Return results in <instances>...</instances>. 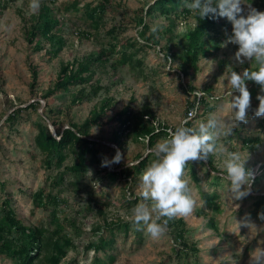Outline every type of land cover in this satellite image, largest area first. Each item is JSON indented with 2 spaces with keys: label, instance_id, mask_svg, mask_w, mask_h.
<instances>
[{
  "label": "rangeland",
  "instance_id": "obj_1",
  "mask_svg": "<svg viewBox=\"0 0 264 264\" xmlns=\"http://www.w3.org/2000/svg\"><path fill=\"white\" fill-rule=\"evenodd\" d=\"M2 1L8 5L0 10V201L9 197L18 218L27 226L50 230L61 227L62 233L72 237L76 247L69 249L61 264H249L250 252L264 247V230L259 229L264 227V220L260 219L261 206L256 202L258 196L264 195V139L258 150L244 147L242 139L245 136L264 137V116L255 115L259 106L257 96L264 93L259 84L247 81L251 93L248 122L231 119V109L227 105L230 99L227 96L230 91L228 72L231 70L228 68L241 74L245 69L256 70L254 60L240 64L235 59L239 46L227 43L225 37L232 34V29L220 31V48L211 56L203 57L197 69L186 77L180 73L179 62L171 63L165 56V49L177 42L175 36L179 38L183 31L197 23L193 15L187 18L182 15L176 18L175 14L166 17L160 13L148 16L146 21L152 30L161 32L157 35L160 41L144 46L140 9L149 8L155 0H109L111 7L98 28L85 10L86 4L96 5L100 0H39L40 5L46 3L62 19L60 33L67 43L54 56L49 52L48 40L39 37L44 47L36 50L35 41L29 42L27 38L39 8H30V0ZM74 1L77 4L73 5ZM246 2L264 12L258 0ZM242 7L246 13L247 5ZM168 30H172L173 37H169ZM128 42L136 45L127 49L133 59L124 63L122 45ZM102 49L108 52L107 57L93 66L94 78L84 86L89 93L92 83H100L102 89L96 95L85 96L83 101L74 103L72 93L81 88L80 84L71 85L72 90H56L44 98V94L55 87L63 64ZM33 70L38 74L34 86ZM186 84L195 88L190 90ZM198 93L216 107L213 111L198 109L191 119L193 126L206 121L210 113H217L233 127L229 135L219 138L218 148L223 151L210 154L206 161L193 162L198 180L193 178L189 167L185 168L195 205L192 213L183 218L187 223L188 242L198 249L186 256L180 254L181 243L170 228L167 227L160 238L153 239L133 224L132 210L142 202L140 177L155 158L151 151L155 146L149 148L147 139L137 140L129 133L123 136L120 148L114 137L120 126L116 115L127 106L131 108L132 128L143 115L144 120L159 121L169 130H175L186 120L188 107L197 100ZM106 99L110 103L106 114L99 124L90 128L89 134V138L104 145L101 155L88 156L85 173L75 174L68 169L76 161L73 152H69L62 165L55 161L48 165L46 155L36 144L41 123L48 124L53 135L59 138V131L73 122L83 123ZM34 101L40 102L36 109L27 107ZM47 102L55 109L53 113L46 107ZM147 107L152 109L155 118L149 116L148 119L144 115ZM18 108L24 110L17 119L6 121ZM167 137L160 138L157 143ZM117 149L122 154L120 163L102 167V159H111ZM230 151L241 152L246 168L253 173L249 194L238 201L230 199L227 180L218 183L213 178L222 175L223 163ZM147 155L148 165L139 174L133 177L109 174L137 164ZM208 161L216 171L207 166ZM40 191L45 196H58L59 203L47 202L45 198L44 204H38L36 196ZM203 192L209 195L217 192L215 204L207 202ZM245 218L256 227H239L238 222ZM101 235L107 239L114 237L113 243L100 251L87 248L90 243L96 244ZM0 263L12 264V261L2 260L0 255Z\"/></svg>",
  "mask_w": 264,
  "mask_h": 264
},
{
  "label": "trees",
  "instance_id": "obj_2",
  "mask_svg": "<svg viewBox=\"0 0 264 264\" xmlns=\"http://www.w3.org/2000/svg\"><path fill=\"white\" fill-rule=\"evenodd\" d=\"M192 0H155L149 8L140 9L139 22L142 25V36L144 38V46H150L159 42L158 34L161 32L153 31L149 23L146 21L148 16H153L157 13L171 17L175 14L178 18L182 15L183 18H187L193 15L197 21L194 26L188 27L186 31L180 34L176 43L166 47V55L171 63L179 62L180 73L186 77H189L193 71L197 69L198 63L203 57L211 56L220 48V36L219 33L224 29H232V24L227 18H210L206 17L200 19V17L194 12L190 11L186 7V3ZM260 6L264 10V0H258ZM73 5L77 4L76 1L72 2ZM8 3L0 0V10H4ZM72 6V5H69ZM111 7L109 0H100L96 5L90 3L86 4V15L92 19L95 27H99L104 19L106 11ZM60 24L62 19L58 18L52 8L46 3H42L39 7L37 15L34 16L33 22L30 25L27 38L29 42L36 43V50L43 49L44 45L40 41L39 37L50 42L51 49L49 52L52 55H57L62 48L66 45L67 39L60 33ZM169 31V37H173L172 30ZM81 34H85L80 32ZM149 33V35H147ZM90 36L89 33H86ZM162 36V35H161ZM229 35L225 37L228 38ZM139 43V42H138ZM135 43L128 42L122 45V61L128 63L133 59V54L128 53L129 47L135 46ZM106 49H102L96 54H90L81 59H76L73 62L63 64L58 80L55 83V87L44 94V98H48L56 90L70 89L71 85H80L81 88L78 91H73V102H81L85 96L96 95L101 89L100 83L91 85V90L86 93L85 84L90 82L94 78L93 66L97 63H101L105 57H107ZM37 71L33 70L32 85L37 82ZM186 88L193 90L195 87L187 85ZM72 90V89H70ZM91 98V97H90ZM196 102H192L189 107L195 105ZM109 101L106 99L102 101L99 108H95L92 111L90 117H88L83 123L73 122L69 127L58 132L59 138L53 135L48 124L45 123V118L42 116L41 128L36 137L37 147L46 155L48 165H51L55 161L58 165H62L64 160L68 157L69 152H73L76 161L68 166V169L73 173H85L87 169L88 156L97 157L101 155L102 145L99 141L89 138L90 128L93 125L99 124L101 118L106 114L107 107H109ZM40 102H32L27 107L37 108ZM46 107L53 113L55 109L50 108L49 102ZM215 104H210L205 97L199 100V110L204 109L207 111H213ZM24 108L15 109L6 119V121H14L20 115ZM131 108L129 106L124 107L116 115L120 121L118 132L115 133L114 140L117 141L120 148L123 147V136L133 134L136 139H147L149 148H153L157 141L168 136L169 129L161 122L150 119L155 118V114L151 108L147 107L144 115L151 121L144 120L141 115L140 120L137 121L133 128L130 125L131 122ZM188 112V111H187ZM150 116V117H149ZM5 121V122H6ZM264 123V118L262 120ZM192 127L191 120L187 121L185 125ZM243 146L249 147L253 150H258L262 144V138L260 135L245 136L242 139ZM220 140L217 141V145ZM148 158H143L137 164L127 165L120 171H111L109 174H121L125 177H133L139 174L148 165ZM207 166L216 171V167L212 165L211 161H208ZM186 167H189L192 172L193 178L198 180L197 173L195 171V165L193 162H189ZM216 182H221L222 175L218 174L213 176ZM63 179V178H61ZM202 196L207 202H213L218 198V193L209 195L205 192ZM37 203L44 204L45 198L47 202L59 203L58 196L44 195L42 191L37 193ZM256 202L260 208V213H264V195L258 196ZM215 204V203H214ZM90 208V207H89ZM102 212V210H99ZM56 216L54 215V218ZM166 219V218H165ZM112 224H114L112 222ZM128 226V223L126 224ZM167 227L175 232L176 237L181 243L179 249L180 254L188 256L191 251L198 252L197 246L194 243H189L187 239V223L183 217H177L168 221ZM98 230L101 227H97ZM114 241V237L109 239L104 235L100 236L99 241L90 243L87 248L94 250H104L107 246L111 245ZM75 242L72 237L65 233H62V228L50 230L48 227H34L27 226L23 220L18 218L15 209L11 205V199L9 197L0 201V255L2 260H11L12 264H61L62 260L68 255L70 248H75ZM1 264V263H0ZM158 264V263H151Z\"/></svg>",
  "mask_w": 264,
  "mask_h": 264
},
{
  "label": "clouds",
  "instance_id": "obj_3",
  "mask_svg": "<svg viewBox=\"0 0 264 264\" xmlns=\"http://www.w3.org/2000/svg\"><path fill=\"white\" fill-rule=\"evenodd\" d=\"M243 5H247L246 13ZM39 6V0H30V8L37 10ZM186 7L200 19L227 18L232 24V34L228 36L227 43L239 46L235 59L240 64L245 60L255 61L256 70L245 69L242 74L228 68L231 70L228 72L230 91L227 96L230 99L227 105L231 109V119L247 123L251 93L246 82H256L264 93V12L253 8L246 0H192L186 3ZM234 92L239 95H233ZM257 99L259 106L255 115L264 116V94L258 95ZM186 124L187 120L175 130L170 129L168 137L155 145L151 150L155 158L140 177L139 195L142 202L132 210L133 224L137 230L145 231L153 239L166 233L169 220L192 213L195 201L185 168L189 162L206 161L210 154L223 151V148H218L217 141L221 135H229L233 127L232 124H226L217 113H210L206 121L192 127ZM121 159L122 154L117 149L111 159H102L101 166L110 167L120 163ZM245 165L246 159L241 152H227L222 179L229 183L231 200H241L250 192L253 173ZM259 215L264 220V213ZM238 225L249 229L256 227L247 218L239 221ZM259 229L264 230V227ZM249 264H264V247H257L250 252Z\"/></svg>",
  "mask_w": 264,
  "mask_h": 264
},
{
  "label": "built area",
  "instance_id": "obj_4",
  "mask_svg": "<svg viewBox=\"0 0 264 264\" xmlns=\"http://www.w3.org/2000/svg\"><path fill=\"white\" fill-rule=\"evenodd\" d=\"M202 97H204V96H202V95H200V94L198 93L197 100L194 101V102H196L195 105H193L192 107H190L189 110H188V112H187V117H186V120H187V121H188V120H191L193 117H195V115H196V113H197V111H198V109H199V100H200ZM190 113L192 114L191 117H189V114H190Z\"/></svg>",
  "mask_w": 264,
  "mask_h": 264
}]
</instances>
